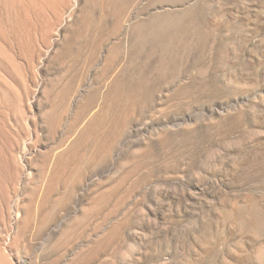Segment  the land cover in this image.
<instances>
[{"label":"rangeland","instance_id":"1","mask_svg":"<svg viewBox=\"0 0 264 264\" xmlns=\"http://www.w3.org/2000/svg\"><path fill=\"white\" fill-rule=\"evenodd\" d=\"M1 254L264 264V0H0Z\"/></svg>","mask_w":264,"mask_h":264},{"label":"bare ground","instance_id":"2","mask_svg":"<svg viewBox=\"0 0 264 264\" xmlns=\"http://www.w3.org/2000/svg\"><path fill=\"white\" fill-rule=\"evenodd\" d=\"M24 219H25V218H24ZM27 219H28V218H27ZM28 220H29V219H28ZM2 252H3V251H2ZM0 258H2V260L5 259V258H4V254H3V255L1 254V257H0ZM7 261H8V260H7ZM11 262H12V261H10V262L8 261V263H7V262H6V263H7V264H12L13 262H12V263H11ZM0 264H2L1 260H0ZM3 264H5V262H3ZM13 264H14V263H13Z\"/></svg>","mask_w":264,"mask_h":264}]
</instances>
